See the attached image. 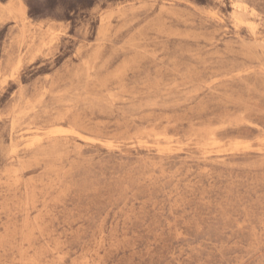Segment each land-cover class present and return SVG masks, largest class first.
Instances as JSON below:
<instances>
[{
	"label": "rangeland",
	"instance_id": "rangeland-1",
	"mask_svg": "<svg viewBox=\"0 0 264 264\" xmlns=\"http://www.w3.org/2000/svg\"><path fill=\"white\" fill-rule=\"evenodd\" d=\"M0 264H264V0H0Z\"/></svg>",
	"mask_w": 264,
	"mask_h": 264
}]
</instances>
